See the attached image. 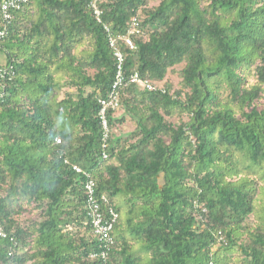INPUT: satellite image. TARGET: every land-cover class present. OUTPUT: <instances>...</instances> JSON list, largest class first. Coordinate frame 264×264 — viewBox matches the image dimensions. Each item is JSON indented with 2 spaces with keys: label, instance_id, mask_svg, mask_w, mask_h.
Masks as SVG:
<instances>
[{
  "label": "trees",
  "instance_id": "1",
  "mask_svg": "<svg viewBox=\"0 0 264 264\" xmlns=\"http://www.w3.org/2000/svg\"><path fill=\"white\" fill-rule=\"evenodd\" d=\"M152 1L26 0L12 12L0 36V264H103L89 179L118 214L106 264H264V0ZM112 37L124 79L106 136Z\"/></svg>",
  "mask_w": 264,
  "mask_h": 264
},
{
  "label": "built area",
  "instance_id": "2",
  "mask_svg": "<svg viewBox=\"0 0 264 264\" xmlns=\"http://www.w3.org/2000/svg\"><path fill=\"white\" fill-rule=\"evenodd\" d=\"M25 1L26 0H3L2 1L0 8H1L2 17L4 20V25L2 28H0V36H3L6 34L7 24L10 23L13 17L12 12L21 9ZM95 12L98 16L101 13L100 9H98L96 6H95ZM137 25H138V22L136 19H134L133 24L128 31V34L122 37L124 41L131 48L136 47V44L133 41V39L130 37V35L134 32L139 31V28ZM110 44H111V47L114 49V54L117 58V72H116V77L112 85V89L108 97L101 100L102 108L100 111V115L102 118L103 127L106 131V136L109 131L107 111L110 108L114 109L119 106V87L123 83V79H124V74H123L124 54L122 50L118 47L116 39H114L113 37L111 38ZM131 80L132 82H136L141 86L153 88L151 83L141 79L138 76V74L133 75ZM56 141L58 143L61 142V138H56ZM104 156L106 157V154H104ZM74 169H76L77 171H81V168L77 165L74 166ZM85 187L88 192V207H89L88 214L92 220V224L94 226L95 232L100 235V238L103 241L101 255L103 258V264H106L108 251L110 250L112 243L114 242L111 232L118 218V214L112 206L108 208V213H109L108 216H106V214L103 212L102 202L95 194V182L93 179H89L88 182H86ZM103 201L107 202V198H104ZM6 235H7L6 232L2 228H0V236L6 237Z\"/></svg>",
  "mask_w": 264,
  "mask_h": 264
},
{
  "label": "rangeland",
  "instance_id": "3",
  "mask_svg": "<svg viewBox=\"0 0 264 264\" xmlns=\"http://www.w3.org/2000/svg\"><path fill=\"white\" fill-rule=\"evenodd\" d=\"M157 3L158 2L156 0H153L151 2V5L157 4ZM5 63H6V57H5L4 54L0 53V65H3ZM179 68H181V66H178V69ZM168 78H169L170 81L173 82V84H175V86H179L180 85V79H179V77H178L176 72H174V73L173 72H169ZM162 84L163 83H160L159 85L161 86ZM122 112H123L122 108H119L116 111V114L120 115ZM133 128H134V122L132 120H130V119H128L127 122L125 124H123V125H117V129L120 132H123V131L126 132V131H128L130 129H133ZM233 254H235V256H236L237 254H239V252L238 251H233Z\"/></svg>",
  "mask_w": 264,
  "mask_h": 264
}]
</instances>
